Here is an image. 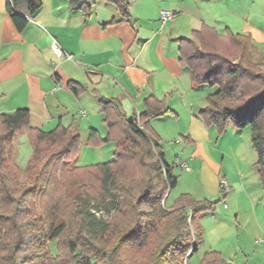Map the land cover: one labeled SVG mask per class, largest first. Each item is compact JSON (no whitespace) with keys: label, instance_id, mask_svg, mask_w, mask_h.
<instances>
[{"label":"trees","instance_id":"obj_1","mask_svg":"<svg viewBox=\"0 0 264 264\" xmlns=\"http://www.w3.org/2000/svg\"><path fill=\"white\" fill-rule=\"evenodd\" d=\"M104 1L120 19H130L129 0ZM67 2L90 15L87 0ZM40 7V0H8L6 11L22 31ZM178 54L194 88L217 87L197 114L203 123L219 137L230 123L237 130L249 127L264 190V74L246 64L250 54H259L251 36L229 29L222 34L202 24L190 37L180 38ZM69 87L79 90L74 82ZM259 101L263 105L255 109ZM98 102L107 133L102 138L90 128L86 144L112 143L115 148L111 160L89 166L75 164L83 142L70 126L34 128L27 108L0 114V264H188L198 252L203 243L200 218L218 201L182 193L166 205L178 177L149 122L172 111L163 100L149 97L142 112L128 119L113 100L98 96ZM21 130L32 150L24 168L15 162L14 152ZM131 163L141 166L138 179ZM109 204L116 209L110 220L98 215ZM71 229L64 252L60 241ZM199 264L228 263L217 251L207 250Z\"/></svg>","mask_w":264,"mask_h":264},{"label":"crops","instance_id":"obj_2","mask_svg":"<svg viewBox=\"0 0 264 264\" xmlns=\"http://www.w3.org/2000/svg\"><path fill=\"white\" fill-rule=\"evenodd\" d=\"M129 1L131 16L124 20L104 0L91 5L87 17L67 0H40L39 11L17 31L6 11L8 0H0V114L27 108L34 128L70 126L85 137L75 163L81 166L90 159L91 164L103 162L115 148L112 143L86 144L90 128L102 138L107 133L98 96L113 100L128 119L142 112L146 98L163 100L172 112L151 119L149 126L165 161L169 154L162 143L171 138L174 173L175 166L190 164L195 172L187 166L188 176L201 177L198 186L193 183L194 188L181 189L175 197L188 193L218 201L200 218L202 249L217 251L228 264H264V190L252 146L248 149L247 137L235 128L219 137L214 127L203 123L197 115L202 107L195 106L203 99L196 93L205 86L194 88L188 70L178 62L180 38L202 24L222 34L229 29L250 35L258 56L264 57L258 47L264 42V27L253 25L239 0H233L235 5L229 0L204 1L210 6L200 0H159L158 12L151 16L142 0ZM212 9L219 14L209 13ZM161 10L176 13L163 23ZM112 18L119 21L109 23ZM52 42L71 58L57 57ZM71 82L78 85L77 93L70 89ZM182 112L186 123L175 127L170 137L165 127L153 122L180 123ZM220 176L229 185L225 198L218 187Z\"/></svg>","mask_w":264,"mask_h":264},{"label":"rangeland","instance_id":"obj_3","mask_svg":"<svg viewBox=\"0 0 264 264\" xmlns=\"http://www.w3.org/2000/svg\"><path fill=\"white\" fill-rule=\"evenodd\" d=\"M102 0L98 1V0H87V3H89L92 6H97ZM132 2H138V0H131ZM140 1V0H139ZM159 0H142L143 3H146L149 6V15H154L156 12H158V6H157V2ZM202 3V6L204 4L209 5V3H204V1L206 0H200ZM252 1V0H251ZM250 0H239V4L242 5L243 4V8H244V13L247 17H249V19L251 20V22L253 23V25H258L261 27H264V0H255L254 4H252ZM229 4L230 5H235L236 1L233 0H229ZM155 7V8H154ZM209 13H212L214 15H218L219 14V10L218 9H212ZM198 30V29H197ZM191 33L189 36L190 37ZM259 46V50H261L262 52H264V42L258 44ZM246 64H248L250 70L255 71V72H260L262 74H264V57L261 56H255L250 54L247 59H246ZM227 78V77H226ZM202 91H198L197 96H201V98H203L201 100L200 103L196 104L195 106V110L198 109V107H202V109L206 106V96H207V91L209 93H212L214 91L217 90L216 86L213 87H203L201 89ZM262 101H259L256 103V105L254 106L255 109H258L262 106ZM200 111V110H199ZM198 111V112H199ZM253 111L250 110L249 113H252ZM198 114V113H197ZM137 117V116H135ZM181 122L180 123H175L174 120H153L155 126H162L166 128L167 131V135L170 137V135L173 134L175 127L177 126H181V124H185L186 122L184 121V113L182 112L181 115ZM186 120V119H185ZM151 121V120H150ZM229 127L234 128V126L232 125V123L228 124L227 128ZM49 128V127H48ZM152 130V129H151ZM226 131V130H225ZM239 132H241L240 134L242 136H246L248 139V149H250L251 147V142H250V130L249 127H245L244 129L239 130ZM105 137V136H104ZM103 137V138H104ZM81 140L84 143L85 142V137L81 136ZM173 144V141L171 140V138L169 140H164L162 143V147L166 149L167 146V150L166 153L169 154V156L166 157V161L169 164L173 163V159H174V154L170 152V149L173 148V146L171 145ZM113 145L111 144V147ZM252 148V147H251ZM252 151V155L255 158V154L253 149H251ZM14 152H15V162L18 164L19 167L24 168L27 165V162L31 156L32 150H31V146L29 144L28 138L26 133L21 130L15 137V142H14ZM113 158V153L110 154H106L104 157L103 162H98V163H92L93 162L91 159L87 160L86 165H81V166H89V165H95V164H100V163H104L107 162L109 160H111ZM78 159V158H77ZM130 168H134L132 170V172L135 174V176L138 177L141 175V166L138 165V163H131L129 164ZM191 170V172H195L194 168L188 164L187 165ZM189 170H187L184 166L182 168H180L179 166H175V175H177L178 180H179V187L173 189L169 194H168V198L166 201V205L169 206L175 195H177V193H180L179 191L181 189H191L194 188L193 183L198 186L199 184V180L201 179L200 176H198L197 178L195 177V174L193 173L192 176H188V172ZM208 174V170L205 171ZM95 186V185H94ZM195 192V191H194ZM135 194V191H134ZM199 195V194H198ZM113 205H107L106 208L108 211H106L105 209H102L98 215H105V218H107L108 220L112 219L115 215H116V209L113 208ZM106 212H108V214H106ZM72 232L73 229L69 230L68 232H66L63 237L61 238V249L62 251H66L65 248L63 247V242L64 240L72 237ZM203 244V243H202ZM50 247L52 249V252L54 253V246L52 244H50ZM61 253V251H60ZM204 250L202 249V245H200L199 250L197 253L193 254L189 259H188V264H197L198 260L201 258V256L203 255Z\"/></svg>","mask_w":264,"mask_h":264},{"label":"built area","instance_id":"obj_4","mask_svg":"<svg viewBox=\"0 0 264 264\" xmlns=\"http://www.w3.org/2000/svg\"><path fill=\"white\" fill-rule=\"evenodd\" d=\"M175 11L174 10H161L160 11V19L161 21L164 23L167 19L172 18L175 15ZM51 49L53 51V53L60 58H67L70 59L71 56L66 54L63 49L61 48V46H59L56 42H52L51 43ZM183 166L188 169V167L186 166V164H183ZM218 187L219 190L222 194L227 195L229 193V185H228V181L226 180V178L224 176H220L219 178V182H218Z\"/></svg>","mask_w":264,"mask_h":264}]
</instances>
